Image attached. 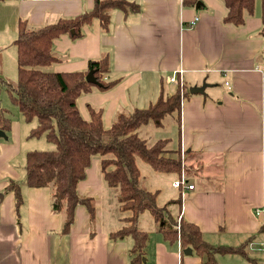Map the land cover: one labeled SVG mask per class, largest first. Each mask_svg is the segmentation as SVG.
I'll return each mask as SVG.
<instances>
[{
	"label": "crops",
	"instance_id": "0c3cea01",
	"mask_svg": "<svg viewBox=\"0 0 264 264\" xmlns=\"http://www.w3.org/2000/svg\"><path fill=\"white\" fill-rule=\"evenodd\" d=\"M135 1L141 11L114 10L109 32L94 18L83 26L80 37L66 33L56 38L53 51L59 61L50 69L86 71L90 60L109 54L111 71L105 79L117 80L116 84L108 90L94 87L77 100L86 119L89 104L101 107L106 128L119 111L147 108L161 95L175 93L181 86L169 80L174 73L189 90L206 84L204 92L191 93L181 101L176 145L184 155L181 173L152 168L154 176L164 177L173 190L161 205L168 204L179 223L183 218L198 225L209 244L244 246L246 256L218 253L216 264H264L261 2L257 1L254 14H245L243 25L235 26L224 22L228 8L222 0H199L198 7L185 5L184 0ZM95 4L96 0H0V33L11 34L15 45L20 20L40 28L90 11ZM16 60L18 65V56ZM8 112L0 103V116L8 117ZM18 114L13 120L9 117L11 128L0 137V264H207L192 247V253L185 254L187 247L180 240H169L158 231L148 211L138 221L148 233L144 253L131 263L134 238L110 237L125 224V215L117 194L104 181L100 156L93 157L77 187L80 195L94 198V221L86 206L79 204L70 232L62 234L63 217L53 210L51 187L25 183L27 153L35 150L29 141L34 138L33 127L26 128L25 121H30L21 111ZM183 171L193 189L172 186ZM11 181L21 183L19 207L14 191L7 189ZM146 212L152 220L149 229L143 228Z\"/></svg>",
	"mask_w": 264,
	"mask_h": 264
},
{
	"label": "trees",
	"instance_id": "16d2710c",
	"mask_svg": "<svg viewBox=\"0 0 264 264\" xmlns=\"http://www.w3.org/2000/svg\"><path fill=\"white\" fill-rule=\"evenodd\" d=\"M199 0H184L185 5H196ZM228 8L225 23L241 26L245 14H254L258 0H222ZM261 2V18L264 32V0ZM142 9L135 0H96L94 8L75 17H61L55 23L40 28L29 26L26 20L18 23L15 40L18 56V79L2 75V52L0 50V91L4 89L10 100L18 106L26 120L36 118L38 123L31 129V137L46 135L55 144L52 150H30L25 164V183L30 187H51L53 210L63 217L62 234L70 232L74 222L75 208L82 204L94 221L96 205L93 197L78 193L80 181L85 179L94 156L102 159L104 181L116 192L120 211L124 213V225L110 233L112 239L126 236L134 238L131 263L138 262L144 253L148 233L139 225V217L148 211L158 223L157 230L169 240H180L182 246L192 247L207 264H216L218 253H238L246 256L244 246H213L203 239L198 225L183 218L180 228L177 217L169 212L168 204L158 203L159 189L151 190L143 180L138 158L149 167L162 173H181L180 148H170L169 139L150 142L141 134V128L153 123L162 126L173 115L180 123L181 101L191 94L186 85L170 95H161L147 108L119 111L111 127L103 124L101 107L88 105L90 118L82 116L78 98L94 87L100 90L112 88L117 80L106 81L111 71L108 53L89 61L88 70L58 72L50 69L59 61L53 51V42L59 36L70 33L80 37L85 24L94 18L101 21L102 30L109 32L114 10L124 14L138 13ZM94 71L97 83L86 79ZM182 89V92H181ZM2 131L11 128V120L0 116ZM173 154L175 156H173ZM172 155V156H171ZM14 191L17 207L22 204L21 183L11 181L7 187Z\"/></svg>",
	"mask_w": 264,
	"mask_h": 264
},
{
	"label": "rangeland",
	"instance_id": "374dc122",
	"mask_svg": "<svg viewBox=\"0 0 264 264\" xmlns=\"http://www.w3.org/2000/svg\"><path fill=\"white\" fill-rule=\"evenodd\" d=\"M13 38L14 37H11V34H8L5 32L0 33V48H1L0 50L2 51V55H3L2 75L8 79L17 80L18 79V65H17V60H16L17 59L16 47L13 43ZM181 92H182V89H181ZM0 103H3V105L6 108H8L9 112L7 115L12 120L15 118V115L16 116L19 115L18 113H20V110H19L18 106L14 105L12 103V101L9 98V95L7 94V92L4 89H2L0 92ZM33 120H34L33 122H31V121L26 122L24 120L25 123H27L26 128L35 126V118ZM179 127L180 126L178 125L176 117L173 115H170L169 117H167L164 120V124L162 126H156L153 123H150L147 126L142 127L141 128V134H143L145 137H147L150 142H153L157 139H169L170 140L169 147L175 148L177 145V140H178L177 135H178ZM29 141H32L30 143H33L31 145L34 147L33 149L52 150L55 148V144L47 141L45 136H42V138L41 137H34V138L30 139ZM39 143H44V145H46V146L49 145V146H51V149L50 148H48V149L43 148V147H41L42 145H39ZM173 156H175V155L173 154ZM180 159L182 162L184 161L183 152H180ZM138 165L142 171V176H143V180H144L145 184L149 187L153 186V184H154L156 186H159V189H161L159 191L158 203L160 205L163 204L164 201L167 200L168 195L170 193H172L173 190L171 189L169 184L165 181L164 177L161 176V179H160V178H157L156 176H154V171L152 170V168L149 167L140 158H138ZM183 173L185 174L184 171H183ZM186 175H188V174H186ZM113 194H116V192L113 191ZM118 213L121 214L120 211ZM149 215L150 214L148 212H146L144 215V220L146 222L145 223L143 222V224L145 225V227H143V228L147 227V229H149L151 226L152 220H151ZM177 224H179V219H177Z\"/></svg>",
	"mask_w": 264,
	"mask_h": 264
},
{
	"label": "built area",
	"instance_id": "2783aa9c",
	"mask_svg": "<svg viewBox=\"0 0 264 264\" xmlns=\"http://www.w3.org/2000/svg\"><path fill=\"white\" fill-rule=\"evenodd\" d=\"M169 80L171 82L178 83L180 86H182L181 78L179 77L178 73H174L169 77ZM172 186L178 190H184V189H193L194 184L188 183V180L186 178V175L184 173L181 174V176L175 180L172 181ZM178 229L180 228V223L178 224Z\"/></svg>",
	"mask_w": 264,
	"mask_h": 264
},
{
	"label": "water",
	"instance_id": "95a60500",
	"mask_svg": "<svg viewBox=\"0 0 264 264\" xmlns=\"http://www.w3.org/2000/svg\"><path fill=\"white\" fill-rule=\"evenodd\" d=\"M200 4H201V2L198 1V3H197V7H198ZM86 79H87L89 82H91V83H95V84L97 83V80H96V78H95V76H94V71H92V70L87 74ZM205 87H206V84H203V85L200 86V87H197V86H196V87H191V88H190V91H191V93L204 92ZM1 136H4V133H3V131L0 130V137H1ZM184 253L190 255V254L192 253V248H191V247H187V248L184 250Z\"/></svg>",
	"mask_w": 264,
	"mask_h": 264
}]
</instances>
